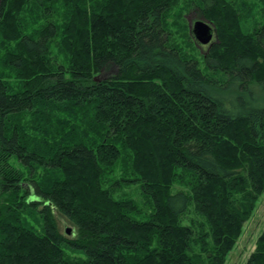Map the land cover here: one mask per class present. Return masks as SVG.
<instances>
[{
  "label": "trees",
  "instance_id": "obj_1",
  "mask_svg": "<svg viewBox=\"0 0 264 264\" xmlns=\"http://www.w3.org/2000/svg\"><path fill=\"white\" fill-rule=\"evenodd\" d=\"M226 4L0 0V264H225L264 196V26Z\"/></svg>",
  "mask_w": 264,
  "mask_h": 264
},
{
  "label": "rangeland",
  "instance_id": "obj_2",
  "mask_svg": "<svg viewBox=\"0 0 264 264\" xmlns=\"http://www.w3.org/2000/svg\"><path fill=\"white\" fill-rule=\"evenodd\" d=\"M228 9L231 8L233 19L231 22L225 21L226 24L237 23L244 33H253L256 29L264 26V3L262 0H225ZM183 26L187 29L183 31H176L178 46L182 48L188 55L194 56L199 61H202L210 54V50L213 45L220 43V37L218 30L214 23L201 20L208 24L213 31V40L210 45L202 46L196 39L193 33V27L197 22L196 13L192 10L190 13L183 15ZM200 21V20H199ZM15 83H18L15 81ZM18 167V166H17ZM135 190V189H134ZM126 190V192H131ZM133 196V195H132ZM137 200L139 198L135 196ZM58 227L61 233L68 237H72L75 233V229L68 219L61 215L58 211H55ZM264 227V196L260 198L257 203V209L254 212L252 218L244 226L243 232L236 246L226 257L225 264H245L249 255L255 250V242ZM71 232L67 235L68 232ZM74 233V234H73ZM71 257H81V254L67 251Z\"/></svg>",
  "mask_w": 264,
  "mask_h": 264
},
{
  "label": "water",
  "instance_id": "obj_3",
  "mask_svg": "<svg viewBox=\"0 0 264 264\" xmlns=\"http://www.w3.org/2000/svg\"><path fill=\"white\" fill-rule=\"evenodd\" d=\"M193 33L198 40L199 43L202 45H210V43L213 40V31L212 28L204 23L203 21H197L194 24L193 27ZM71 232L69 231L67 234H70Z\"/></svg>",
  "mask_w": 264,
  "mask_h": 264
},
{
  "label": "bare ground",
  "instance_id": "obj_4",
  "mask_svg": "<svg viewBox=\"0 0 264 264\" xmlns=\"http://www.w3.org/2000/svg\"><path fill=\"white\" fill-rule=\"evenodd\" d=\"M201 44V43H200ZM202 45V44H201ZM202 46H204V45H202ZM207 46V45H206Z\"/></svg>",
  "mask_w": 264,
  "mask_h": 264
}]
</instances>
